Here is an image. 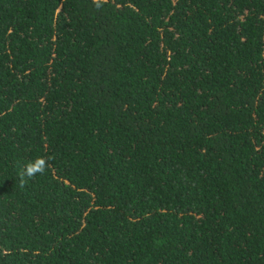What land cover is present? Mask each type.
<instances>
[{
	"label": "trees",
	"instance_id": "trees-1",
	"mask_svg": "<svg viewBox=\"0 0 264 264\" xmlns=\"http://www.w3.org/2000/svg\"><path fill=\"white\" fill-rule=\"evenodd\" d=\"M0 264H264V0H0Z\"/></svg>",
	"mask_w": 264,
	"mask_h": 264
},
{
	"label": "clouds",
	"instance_id": "clouds-1",
	"mask_svg": "<svg viewBox=\"0 0 264 264\" xmlns=\"http://www.w3.org/2000/svg\"><path fill=\"white\" fill-rule=\"evenodd\" d=\"M46 167V161L43 158H38L35 161L29 162L25 165L24 171L21 173V178L24 176L32 177L36 173L43 172Z\"/></svg>",
	"mask_w": 264,
	"mask_h": 264
}]
</instances>
